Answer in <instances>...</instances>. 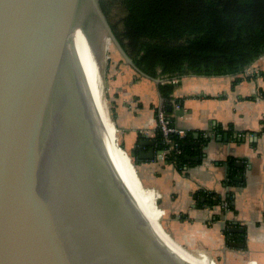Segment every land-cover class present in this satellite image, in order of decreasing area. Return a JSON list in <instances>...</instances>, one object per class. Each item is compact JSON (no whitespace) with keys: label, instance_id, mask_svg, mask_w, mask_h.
I'll return each mask as SVG.
<instances>
[{"label":"water","instance_id":"1","mask_svg":"<svg viewBox=\"0 0 264 264\" xmlns=\"http://www.w3.org/2000/svg\"><path fill=\"white\" fill-rule=\"evenodd\" d=\"M90 19L135 73L164 83L126 54L101 0H0V264H183L150 232L98 135L72 49L80 29L96 59ZM139 144L152 160L154 142Z\"/></svg>","mask_w":264,"mask_h":264},{"label":"crops","instance_id":"2","mask_svg":"<svg viewBox=\"0 0 264 264\" xmlns=\"http://www.w3.org/2000/svg\"><path fill=\"white\" fill-rule=\"evenodd\" d=\"M106 74L121 145L138 162L143 185L158 195L163 230L190 252L226 263L264 264V55L236 84L230 76L174 81L172 112H166L172 125L192 136L187 143L198 144L180 165L161 156L156 110L164 100L158 86L122 66L117 56ZM224 136L228 140H217ZM140 142H154L152 160L140 158L152 150Z\"/></svg>","mask_w":264,"mask_h":264},{"label":"trees","instance_id":"3","mask_svg":"<svg viewBox=\"0 0 264 264\" xmlns=\"http://www.w3.org/2000/svg\"><path fill=\"white\" fill-rule=\"evenodd\" d=\"M112 1L124 13L119 29L108 20L107 4L102 5L112 31L142 72L164 80L158 89L166 114L174 81L189 76H230L236 84L264 55V0ZM191 138L189 133L176 137L182 155L170 154L166 162L183 163L192 153L186 146ZM157 139L163 149L160 133ZM226 202L230 207L231 199Z\"/></svg>","mask_w":264,"mask_h":264},{"label":"bare ground","instance_id":"4","mask_svg":"<svg viewBox=\"0 0 264 264\" xmlns=\"http://www.w3.org/2000/svg\"><path fill=\"white\" fill-rule=\"evenodd\" d=\"M109 43L110 40L106 38V50ZM72 49L79 63L87 92L88 104L103 148L154 238L183 264H216L204 253L193 255L191 252L183 249L163 230L159 223L160 212L156 204L158 200L157 193L152 189L144 187L137 180L132 162L117 143V129L108 114L102 95L104 93L98 76L99 68H96L98 67L96 59L92 55L88 41L80 29H76L72 35Z\"/></svg>","mask_w":264,"mask_h":264},{"label":"rangeland","instance_id":"5","mask_svg":"<svg viewBox=\"0 0 264 264\" xmlns=\"http://www.w3.org/2000/svg\"><path fill=\"white\" fill-rule=\"evenodd\" d=\"M102 5H106L107 13H108V20L110 21L111 24H117L118 28L121 29V25L119 24V20L123 17L124 13L122 9L119 7L118 4H116L112 0H101ZM112 2V3H111ZM85 30L90 36L91 43L95 52V56L99 65V71H100V77L102 81V88H103V98L106 104V108L108 111V114L111 118V120L115 123V110H114V104H113V99H114V94L112 93V90L110 88L109 80L106 74V70L108 67V64L110 63V60L112 59L113 56H117L120 64L129 70H132L129 66H127L122 59V57L118 54L116 48L114 45L110 42L107 50L105 49V39L107 38L106 35L102 32L100 29L98 23L94 19H90L86 21L85 23ZM113 55V56H112ZM136 76L139 77V75L136 73ZM141 77V76H140ZM116 136H117V143L121 146V140H120V134H119V129L116 126ZM138 173V169H137ZM157 204V209L159 207L158 200L156 201ZM161 216V214H160ZM159 223L161 224V219L159 217ZM162 226V224H161ZM187 250V249H186ZM193 255L201 253V251L198 252H191ZM204 253V252H202ZM205 254V253H204ZM208 256V255H207ZM209 257V256H208ZM210 258V257H209ZM211 260V259H210ZM216 264H237V263H231V262H224L222 259L220 260H214L212 259ZM255 264V263H253Z\"/></svg>","mask_w":264,"mask_h":264},{"label":"built area","instance_id":"6","mask_svg":"<svg viewBox=\"0 0 264 264\" xmlns=\"http://www.w3.org/2000/svg\"><path fill=\"white\" fill-rule=\"evenodd\" d=\"M172 105L175 110L180 109V105L178 103L174 102ZM156 120L158 132L161 134L162 143L164 144V148L161 152L162 158L166 160L170 154H175L176 156L182 155V150L177 141H175V138H184L186 133L172 125L163 107L156 110Z\"/></svg>","mask_w":264,"mask_h":264}]
</instances>
